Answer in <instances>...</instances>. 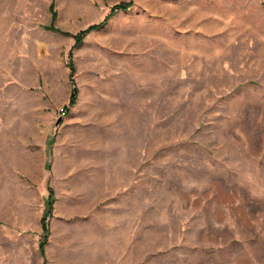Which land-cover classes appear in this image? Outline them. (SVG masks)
<instances>
[{
	"label": "rangeland",
	"instance_id": "obj_1",
	"mask_svg": "<svg viewBox=\"0 0 264 264\" xmlns=\"http://www.w3.org/2000/svg\"><path fill=\"white\" fill-rule=\"evenodd\" d=\"M0 264H264V0H0Z\"/></svg>",
	"mask_w": 264,
	"mask_h": 264
},
{
	"label": "trees",
	"instance_id": "obj_2",
	"mask_svg": "<svg viewBox=\"0 0 264 264\" xmlns=\"http://www.w3.org/2000/svg\"><path fill=\"white\" fill-rule=\"evenodd\" d=\"M131 7V3H121V4H117L114 5L110 10V13L107 15V17L103 20L102 24L104 22L107 21V19L116 11H121V12H126L129 8ZM97 27H90L88 29H86L85 31H82V33L79 36L75 37V41L79 42L80 41V37H84V34L86 35V33H88L90 30L95 29ZM70 67V76H72V65L70 63V61L67 64ZM74 103V98L70 99V104ZM48 196L47 199L45 201V207L40 219V224H41V230H42V236L39 242V249L40 252H42V248L45 246L46 242H47V237H48V222L47 219L49 218L51 211H52V206L54 203V198H53V191L48 188Z\"/></svg>",
	"mask_w": 264,
	"mask_h": 264
},
{
	"label": "water",
	"instance_id": "obj_3",
	"mask_svg": "<svg viewBox=\"0 0 264 264\" xmlns=\"http://www.w3.org/2000/svg\"><path fill=\"white\" fill-rule=\"evenodd\" d=\"M75 89H73V92H72V94H71V97H74V95H75ZM60 122H61V118H58L57 120H56V122H55V126H58L59 124H60Z\"/></svg>",
	"mask_w": 264,
	"mask_h": 264
},
{
	"label": "built area",
	"instance_id": "obj_4",
	"mask_svg": "<svg viewBox=\"0 0 264 264\" xmlns=\"http://www.w3.org/2000/svg\"><path fill=\"white\" fill-rule=\"evenodd\" d=\"M66 114V109L61 110V117H64Z\"/></svg>",
	"mask_w": 264,
	"mask_h": 264
}]
</instances>
